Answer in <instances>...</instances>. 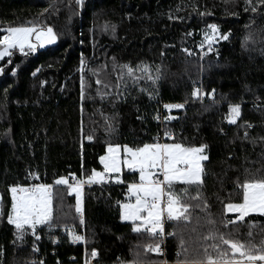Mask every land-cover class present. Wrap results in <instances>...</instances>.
<instances>
[{
    "label": "trees",
    "instance_id": "obj_1",
    "mask_svg": "<svg viewBox=\"0 0 264 264\" xmlns=\"http://www.w3.org/2000/svg\"><path fill=\"white\" fill-rule=\"evenodd\" d=\"M251 4L256 12L245 11L244 0H83L82 5L0 0V36L6 34L3 29L29 22L57 34L53 46L28 55L13 50L0 61V264H84L92 250L94 264L185 259L184 253L177 255L178 236L167 235L174 222L158 238L164 251L157 254L146 251L155 243L148 234L134 233L131 223L121 221L119 205L127 201V187L137 182V173L126 171L122 183H84L80 215L74 193L55 185L58 178L71 183L73 176L85 180L101 169L99 158L109 144L206 145L200 198L191 199L197 193L191 187L184 197L192 205L190 222L176 231L184 236L187 258L196 259L203 255L201 245L213 243L202 239L211 227L209 218L221 232L232 229L221 220L234 218L224 213L227 203L241 202L237 181L264 178V5ZM209 24L228 35L217 37L211 51L205 40ZM122 66L139 69V79ZM144 66L153 77L159 69L160 78L149 79ZM194 88L203 95L193 97ZM167 104L184 107L167 111ZM235 105L241 115L230 124L229 109ZM38 184L53 186L51 227L38 225L39 239L26 229L17 240L7 222L9 189ZM183 187L176 185L178 192ZM246 221L257 222L252 239L259 244L264 217L251 214ZM237 228L234 238L247 241V224ZM73 234L83 235L86 243H73Z\"/></svg>",
    "mask_w": 264,
    "mask_h": 264
},
{
    "label": "snow or ice",
    "instance_id": "obj_2",
    "mask_svg": "<svg viewBox=\"0 0 264 264\" xmlns=\"http://www.w3.org/2000/svg\"><path fill=\"white\" fill-rule=\"evenodd\" d=\"M245 11L249 7L252 12L257 11V7L252 6L251 0H244ZM77 5H82L83 0H76ZM258 5H264V0H257ZM204 13H201L203 15ZM172 19V17H169ZM211 30V34L205 35L208 43L209 51L212 50L213 42L218 38L228 39V35L219 32L216 24L207 26ZM6 35L0 36V60L5 57H11L13 50H19L24 55L35 53L37 48H43L45 45L54 44L57 40V34L52 27H42L38 24L29 22L26 26H10L3 29ZM247 39V38H246ZM190 54V53H189ZM126 68L129 77H135V72L139 69H133L130 66H122ZM80 71H84V60L81 59ZM3 68H0V73ZM143 72L148 73L149 79H159L160 72L153 77L148 66L143 67ZM12 74H16V70L12 69ZM95 74V73H94ZM35 75V73H33ZM102 81L97 78L96 84L100 85ZM105 88L109 86L104 85ZM99 91V89H98ZM108 93H104L107 95ZM191 95L199 97L203 95L200 88H194ZM85 98L84 77L81 76V101ZM103 98V95L102 97ZM183 104H167L166 109H180ZM83 111V107L81 109ZM241 115L240 105L231 106L229 109L228 122L235 124L237 118ZM251 127V125H249ZM165 137L171 138L169 132H165ZM92 139L91 136L88 137ZM207 146H185L182 143H145L140 147L123 146L121 156V146L109 144L107 154L101 156L100 164L104 171L98 172L93 170L87 179L77 180L72 177L70 183L67 178L61 177L55 180V185L66 186L69 195L75 193L76 205L75 212L82 214L81 209V188L84 183L93 184L105 182L106 179H115L116 183H122L119 174L122 166L133 173H138L139 182L130 183L127 191L131 197L135 198V202L121 203L120 219L122 221H130L132 231L134 233H146L154 241V244L148 245L146 251L162 254L160 248L159 237L165 235L164 220L173 223L174 231L167 233L170 236H178L180 251L185 254L184 260L177 261V264H264V238L259 244L252 239V228L257 222H248L246 218L251 214H258L264 217V178L246 179L242 183L237 181V187L240 189L239 195L241 202L227 203L224 206V213L234 214V218L222 219L221 224L225 229L232 226L230 231L221 232L216 228V221L209 218L206 223L209 227L207 235L203 236L204 241H213L211 244L201 245L203 255L200 258L188 259V248L182 234H178L177 229H181L190 222L189 209L192 205L188 204L184 197L187 196L191 187L197 190L196 196L191 199L199 200L200 186L203 183L204 175L203 161L208 160L205 154ZM116 174V175H113ZM162 177V179H161ZM184 187L178 192L176 185ZM53 186L48 184H38L32 187H21L16 185L10 187L12 194L11 210L7 215V222L15 228L17 240H23L26 229H31L32 234L36 235L37 225L47 224L51 227L52 220V203H53ZM196 207H200L197 204ZM206 208L207 205L205 204ZM81 223L83 220L81 219ZM246 223L249 231L247 241H241L234 238L233 232L238 231L237 225ZM264 231V229H262ZM85 242L83 235L73 234V243ZM211 248V252L209 251ZM215 253V255H213ZM91 256L96 257L97 252L91 251Z\"/></svg>",
    "mask_w": 264,
    "mask_h": 264
},
{
    "label": "rangeland",
    "instance_id": "obj_3",
    "mask_svg": "<svg viewBox=\"0 0 264 264\" xmlns=\"http://www.w3.org/2000/svg\"><path fill=\"white\" fill-rule=\"evenodd\" d=\"M35 24H37V22L35 23ZM6 35V34H5ZM57 43V40H56V42L54 43V44H50V45H45V47H43V48H37V49H45V48H47V47H50V46H53V45H55ZM1 61V60H0ZM166 109V108H165ZM171 110H175V108H173V109H171ZM171 110H169V109H167V111H171ZM122 149H123V146H121V156H122ZM107 154V150H106V153L104 154V155H106ZM204 162V161H203ZM202 162V163H203ZM101 165V164H100ZM95 171H98V172H103L104 171V169H103V166L101 165V169H98V170H95ZM126 171H128L129 172V170L127 169V168H124L123 166H122V170H121V173L119 174V176H120V179L123 181V176H124V173L126 172ZM131 172V171H130ZM131 173H133V172H131ZM138 174V173H137ZM113 175H116V174H113ZM87 179V178H86ZM85 179V180H86ZM161 179H162V177H161ZM113 182H115V179H111ZM139 182V176H138V180H137V182L136 183H138ZM102 183V182H101ZM88 184V183H87ZM83 189H84V184H83V186H82V188H81V209H82V207H83ZM74 195H75V193H74ZM129 197H130V194L129 193H127V196H126V198H127V201L126 202H124V203H127V202H135V198L134 197H131V200L129 199ZM3 205H2V196H1V193H0V214L2 213V207ZM231 214V213H230ZM122 221V220H121ZM122 222H126V223H131L130 221H122ZM38 226V225H37ZM170 264H177V263H170Z\"/></svg>",
    "mask_w": 264,
    "mask_h": 264
},
{
    "label": "built area",
    "instance_id": "obj_4",
    "mask_svg": "<svg viewBox=\"0 0 264 264\" xmlns=\"http://www.w3.org/2000/svg\"><path fill=\"white\" fill-rule=\"evenodd\" d=\"M160 140L163 142L164 141V138H160ZM111 182V179H106V181L105 182H102V183H104V184H109ZM170 221H168L167 219H166V215H165V220H164V228L166 227V224L167 223H169ZM161 250H162V253H163V248H161ZM96 260H97V257H90V258H88L85 262H84V264H94L95 262H96Z\"/></svg>",
    "mask_w": 264,
    "mask_h": 264
}]
</instances>
